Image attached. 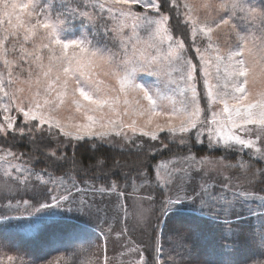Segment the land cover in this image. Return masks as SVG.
<instances>
[{
    "label": "snow or ice",
    "instance_id": "obj_1",
    "mask_svg": "<svg viewBox=\"0 0 264 264\" xmlns=\"http://www.w3.org/2000/svg\"><path fill=\"white\" fill-rule=\"evenodd\" d=\"M221 34L228 41L226 48L219 43ZM141 43L146 47L139 48ZM165 44L167 69L161 79L159 51ZM149 48L157 55H149ZM0 62V134L27 140L54 171H62L64 163H71L73 170L87 169L54 146L53 137L77 142L120 137L141 150L136 141L148 138L160 141L159 147L169 152L173 147L187 150L179 158V167H153L155 177L145 171L150 166L137 167L142 177L138 187L153 186L139 204L127 203L129 197L119 190L117 172L111 173L115 180L99 187L81 181L94 196L116 194L118 220L113 227L94 198L80 196L86 189L69 172L55 176L48 171V163L36 172L28 153L0 148V168L8 178L0 181V193L10 192L13 185L26 194L30 190L27 199L9 204V209L38 220L45 210L68 205L69 211L82 213L88 222L107 225L102 229V243L96 236L86 241L87 249L83 243L57 248L69 258L58 257L47 264H115L107 249L113 237V243L141 254L140 260L129 264H166L160 260L161 233L152 227V216L159 226L162 217L167 223L191 207L217 226L233 225L240 219L239 214L232 218L235 203L257 198L254 192L241 190L230 200L226 191L232 176L224 177L220 192L210 191L205 183L194 186L193 172L207 174L215 169L222 174L221 166L235 167L251 173L250 183L264 185V168L257 169L252 162L264 163V0H184L182 6L177 0H0ZM17 117H22L19 123ZM198 144L206 145L209 152H243L249 160L233 165L225 163L226 156L197 158L193 149ZM106 166L101 158L90 168L102 171ZM113 167L124 165L117 161ZM33 176L38 184L31 183ZM124 179L127 187L126 174ZM258 198L264 201V196ZM144 204H158L160 215ZM11 219L15 217L0 214V221ZM130 220L136 226L152 227L154 255L150 259L139 246L128 247ZM196 221L193 217L173 227L182 247L191 244ZM7 247V240L0 238V252ZM81 252H87V257L78 261ZM42 260L0 256V264H40Z\"/></svg>",
    "mask_w": 264,
    "mask_h": 264
},
{
    "label": "trees",
    "instance_id": "obj_2",
    "mask_svg": "<svg viewBox=\"0 0 264 264\" xmlns=\"http://www.w3.org/2000/svg\"><path fill=\"white\" fill-rule=\"evenodd\" d=\"M21 119L22 117H17V123ZM52 143L66 152L70 159L74 156L77 161L82 162V168L87 169V172L81 171L79 168L73 170L71 163H64L62 171H54V166L48 163L44 156L39 155L35 151L34 146H29L27 140L20 141L18 136L14 140L12 135L4 136L0 134V148L11 147L12 151L28 153L33 157L31 166L34 170L41 171L45 169L46 163H48V171L52 172L55 176H61L63 172H69L80 183L82 180H89V182L95 185L110 184L112 180L116 179L115 176L111 175L112 172L120 174L119 183L121 186L125 185V174L128 176L127 184L132 181L141 182L142 177L137 173V167L141 163L150 166L145 171L151 177H155V172L151 171L153 167L163 161L169 160H176V162L181 164L179 158L186 154L187 151L186 149L176 147H173L171 152L163 150L159 147L160 141L145 142L151 143V145H142L143 150L139 148H121L106 141H97L95 139H85L84 141L77 142L62 136L58 138L53 137ZM244 152H248V150H244ZM193 153L197 158L205 155L212 157L226 156L227 160L225 163L233 165L241 161L247 163L249 160V157L243 152L239 154L224 153L222 151L209 152L206 145L199 144L193 149ZM101 158L106 162L107 166L102 171L91 169L90 166L94 165L96 160ZM117 161L120 165H124V167L114 168L113 164ZM252 162L255 168H264V163L255 159ZM220 173H222V176L215 170L211 176H203L202 180L193 179L191 184L195 186L201 183H209L214 186L215 191H221V186L225 183L224 177L232 176L233 179L230 182V187L226 191L228 196L234 197V192L248 190L254 192L257 198L249 199L246 203L236 202L232 210V218L235 219L236 214H239L240 219L233 225L217 226L213 220L207 217H200L191 207L183 208L178 213V217H174L172 221L167 223L165 222V218L162 217L159 226L156 225L155 216H152V227H156L158 232L161 233L159 236L161 245L160 260L166 262V264H171L173 261L177 262V264H220L218 261H212L210 254L212 252L222 254V249L226 259L224 264H227V262H230V264H257L259 261H264V242L261 241V234L264 231V218L261 216L264 213V201H262V205L256 204L260 200L258 197L264 196V191H260L264 185L250 183V172L248 178L243 179L245 173L239 168L225 169L222 167ZM105 175L109 177L108 180L102 179ZM93 177H96V179L92 180L91 178ZM218 177H222V180H216ZM148 186L152 191L153 186ZM126 195L129 197L127 203L131 205L130 195L128 193ZM15 198L27 199L28 194L25 191H20ZM152 208L156 209L155 215L159 216V205H152ZM249 209L255 214L250 213ZM193 217H197L196 222L198 227L196 233L192 237L191 244L182 247V242L173 235L172 229ZM224 218L222 215L221 219ZM78 220L80 219L78 218ZM93 223L96 224L95 222ZM152 227L140 229L138 235L142 238L133 236L134 241L129 239V234L127 233L128 240H130L128 241V247L139 246L145 258L149 259L154 255L152 252ZM229 228H231V231H229ZM98 236L100 237L98 243H102V237ZM113 239L114 237L109 239L107 249L108 254L111 253L115 257V264H129L130 261L135 262L141 259L139 252H128V249L122 248L119 243H113ZM225 245H228V247L226 248ZM93 251H96V249ZM117 257H120V260Z\"/></svg>",
    "mask_w": 264,
    "mask_h": 264
},
{
    "label": "rangeland",
    "instance_id": "obj_3",
    "mask_svg": "<svg viewBox=\"0 0 264 264\" xmlns=\"http://www.w3.org/2000/svg\"><path fill=\"white\" fill-rule=\"evenodd\" d=\"M177 2L182 6L184 0H177ZM6 25H7V21H5L4 26ZM140 35L144 39L147 38L146 34L143 31L140 32ZM219 43L222 48H226L228 41L222 34L219 36ZM203 46L204 45L202 44L201 47ZM138 47L145 48L146 45L141 43L140 45H138ZM166 52H167V45L165 44L160 47V51H159L158 67L160 68L161 79L165 78L164 73L167 69V62L163 59ZM147 53L149 55H157L156 51L151 48L147 49ZM144 79H151V78L144 77ZM12 114L15 115V113ZM2 122H3V114L0 113V123ZM241 135L244 134L241 133ZM244 138L247 139L249 137L245 135ZM252 138L255 137L253 136ZM105 141L109 144L117 145L118 147L121 148H135L133 147L131 142L125 141L120 137H112ZM147 141L150 140L148 138H142V139H138L136 143L141 145H151V143H145ZM19 162L23 163L22 161ZM161 164H167L169 168L180 166V164L176 162V160L164 161L161 162L159 165ZM209 167L211 168V166ZM220 169H222V166L220 167ZM214 171L215 169L209 171L207 174L193 172L192 176L193 179L197 178L198 180H202L203 176H211V174ZM249 174L250 173L245 174L243 179L248 178ZM14 176L15 173L13 172V177ZM220 176H222V174H220ZM7 179L8 178L4 177L3 175L2 168H0V181ZM216 180L218 181L222 180V177H218ZM31 183L38 184L39 182L36 181L35 177L33 176ZM31 183H30V187H31ZM140 183H141L140 181H134V182L132 181L127 184V187H124L123 185L119 189L120 191H124L125 193H128L130 195L131 204L133 202L139 204L140 199L146 196L149 192H151L150 187L148 185H145V187L143 188H139L138 186L140 185ZM77 184L78 186L86 189L85 192L80 194V196H82L84 199H87L89 201H91L94 198L96 202L100 205V207L105 210V212L101 213V215L106 214L109 218L110 223H112L113 227H115L117 225V220H118L117 213L114 208V205L117 202L116 194L113 193L110 195H105L104 197H100L99 195L94 196V194L91 191L87 190L89 185L80 183L79 181H77ZM89 184H93V183L89 182ZM208 185L211 186L210 191L220 192V191H215L213 185L209 183ZM96 186L99 187L100 185H96ZM134 188L136 190H134ZM20 191L24 192L23 188L17 190L13 185L12 190L10 192L0 193V214L6 213L8 216L15 217V219H11L7 222L0 221V238L6 239L9 244V247L5 248L3 252H0V256H3L5 254L14 255L24 260L35 259L36 257H43V260L40 262V264H47V261L54 260L58 257H63L64 259L69 258V255H66L65 252L63 251L58 252L55 251L54 249H57L58 247L63 248L65 246H70L74 243L77 244L83 243L84 247H88L86 241L95 238V233H99L100 235H102V230L98 228L97 224H94L93 222H88L87 218L82 213L75 211V209L69 211L68 205H65L60 208H54L51 211L45 210L42 214H40L38 220L36 217H30L27 212H18L9 209L8 208L9 204L15 206L17 201L20 199V198L13 199L20 193ZM27 194L28 195L30 194V190L29 193ZM228 198L230 200H235V197L228 196ZM256 204L262 205L263 202L262 200H259L258 202H256ZM143 207L147 209L152 206H149L148 204H144ZM64 213H67L68 216L67 217L64 216ZM73 218H77V219H73ZM78 218L80 220H78ZM82 223L89 224V226L82 225ZM99 226L107 228V225L103 223H100ZM147 228L148 227L146 225L136 226L135 222L130 220L128 222V232H127L129 234V239L134 241L133 236H136L137 238H142L138 235V231L140 229H147ZM85 254L86 252L85 253L81 252L79 256L84 257L83 259H85L87 257V254L86 255ZM108 256L110 259L113 260L115 258L111 253L108 254ZM117 258L118 260H120V257ZM224 258H225V253L222 249V260Z\"/></svg>",
    "mask_w": 264,
    "mask_h": 264
}]
</instances>
